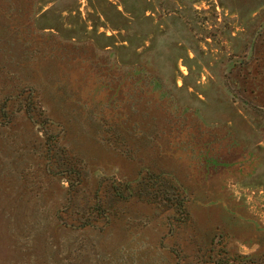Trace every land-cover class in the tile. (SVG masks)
<instances>
[{"label":"rangeland","instance_id":"374dc122","mask_svg":"<svg viewBox=\"0 0 264 264\" xmlns=\"http://www.w3.org/2000/svg\"><path fill=\"white\" fill-rule=\"evenodd\" d=\"M254 107L264 0H0V264H195L219 235L264 259ZM45 134L83 166L82 192L160 173L189 222L132 200L108 226L61 224L68 185L47 173Z\"/></svg>","mask_w":264,"mask_h":264},{"label":"trees","instance_id":"16d2710c","mask_svg":"<svg viewBox=\"0 0 264 264\" xmlns=\"http://www.w3.org/2000/svg\"><path fill=\"white\" fill-rule=\"evenodd\" d=\"M138 8L137 12L134 10L137 19L143 18L145 11L150 10L146 4ZM116 13L121 14L119 11ZM149 78L151 77L148 76ZM224 86L230 89L226 81ZM29 106H33V104ZM36 109L41 111L35 106L25 110V113L29 114ZM253 110L264 113V109L254 107ZM3 115L6 117L5 114ZM44 148L47 173L61 177L68 185L66 201L57 216L61 224L77 226L80 229L98 227L99 225L101 228L108 226L117 216L118 206L132 200L154 207L160 213H170L167 218L171 219V223L185 224L189 222L190 215L183 190L171 178L160 173L146 171L140 175L136 182L131 184L121 186L118 183L104 181L94 191L86 193L79 189L82 184L83 166L67 150L59 146L56 135L47 136L45 134ZM195 259V264H264L263 258L241 254L229 255L220 235L211 239L210 247L205 254L202 250H198Z\"/></svg>","mask_w":264,"mask_h":264}]
</instances>
